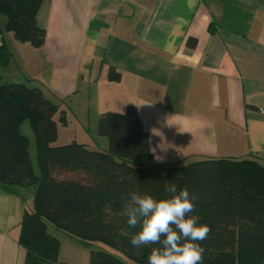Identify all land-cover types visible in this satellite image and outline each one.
Wrapping results in <instances>:
<instances>
[{"label": "crops", "instance_id": "1", "mask_svg": "<svg viewBox=\"0 0 264 264\" xmlns=\"http://www.w3.org/2000/svg\"><path fill=\"white\" fill-rule=\"evenodd\" d=\"M36 23L44 30L38 48L3 31L11 59L0 79L37 87L58 104L53 144L105 152L99 116L133 105L156 164H264V0H43ZM19 129L37 173L29 122ZM33 195L32 186L0 185V264H24L19 226ZM47 232L66 264H88L91 250L115 253L50 225Z\"/></svg>", "mask_w": 264, "mask_h": 264}, {"label": "trees", "instance_id": "2", "mask_svg": "<svg viewBox=\"0 0 264 264\" xmlns=\"http://www.w3.org/2000/svg\"><path fill=\"white\" fill-rule=\"evenodd\" d=\"M42 1L0 0V16L6 18L0 67L11 59L3 31L35 48L44 43L36 23ZM108 78L119 75L110 68ZM58 107L37 87L0 79V185L34 187L32 208L19 226L24 264H66L58 259L59 240L47 232L48 225L115 252L91 250L88 264H147L150 247H132L130 233L137 229H129L119 213L130 190L159 199L166 183L187 186L198 196L194 214L211 228L202 242L203 264H264V164L256 157L156 164L133 105L99 116L96 132L107 139V151L75 141L55 145ZM24 120L33 132L37 173L19 129Z\"/></svg>", "mask_w": 264, "mask_h": 264}, {"label": "clouds", "instance_id": "3", "mask_svg": "<svg viewBox=\"0 0 264 264\" xmlns=\"http://www.w3.org/2000/svg\"><path fill=\"white\" fill-rule=\"evenodd\" d=\"M165 196L130 190L119 215L125 218L130 244L150 247L147 264H203L205 241L211 228L200 223L196 212L198 196L187 186L166 183Z\"/></svg>", "mask_w": 264, "mask_h": 264}, {"label": "rangeland", "instance_id": "4", "mask_svg": "<svg viewBox=\"0 0 264 264\" xmlns=\"http://www.w3.org/2000/svg\"><path fill=\"white\" fill-rule=\"evenodd\" d=\"M5 20H6L5 16H0V28H2V29H3V25L5 23ZM51 227H53V226H51ZM100 245H102V244H100ZM102 246H104V245H102ZM104 247H106V246H104Z\"/></svg>", "mask_w": 264, "mask_h": 264}]
</instances>
